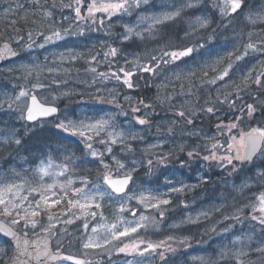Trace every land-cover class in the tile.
Masks as SVG:
<instances>
[{
  "label": "rangeland",
  "instance_id": "374dc122",
  "mask_svg": "<svg viewBox=\"0 0 264 264\" xmlns=\"http://www.w3.org/2000/svg\"><path fill=\"white\" fill-rule=\"evenodd\" d=\"M209 1L211 11L205 15L193 16L190 13L192 8H184L180 16L153 25L149 30L152 20L142 18L174 11L185 0H147V3H142L139 8L116 13L111 17L98 13L95 23L90 19L78 20L73 8L60 6L61 3H71V0H55L57 4L55 8L51 7L53 0H47L46 6L53 13L50 18L42 16L34 0H0V11L3 9L5 20L18 16L32 24L23 35L13 31L14 40L8 39L17 49L25 53L23 58L0 68V182L22 184L21 195L27 196L29 201L35 203L40 196L30 193L29 187H38L41 183L53 184L55 181L52 191L57 195L52 198L64 197L61 204L51 210L56 215L67 209L68 200L73 198L72 188L85 187L81 183L82 179H87L89 182L86 187L100 185V190L104 191L107 188L103 183L105 169L98 160L96 163L101 167L100 175H95L98 167L91 162L88 165L94 169L92 175L90 171L79 175L75 172L77 170H72L73 167L68 166L64 175L46 176L41 182L34 169L41 161L47 163L49 158L53 162V172L60 171L56 165H63L59 157H54L49 148L52 142L56 143V138L48 136L44 138L45 134L54 133L49 130L51 127L73 138L74 141L82 140L79 136L63 132L56 125L62 120H84L89 123L93 118H99L107 113L112 116L115 131L135 134L137 139L133 140L129 137L123 144L112 145V153H105V162L115 169L116 166L112 161V156H115L127 168H135L132 172L135 180L128 190L129 195L139 196L143 193L146 196L169 200L168 204L161 205L159 209L145 207L135 198L128 200L125 207L135 210L136 215L133 216L130 210L122 213L118 211L120 207L118 200L108 196L103 199L97 198V203L101 207L92 209L97 213L95 217L76 219L65 215L59 222L55 219L52 221L56 225L52 229L55 235H51L56 250L82 256L86 264H236L234 254L238 251L246 253L239 257L244 264H264V252L258 251L264 248V224H261L259 219H253L254 216L262 215L258 210H253V205L256 204L258 207L256 196L264 192V178L257 175L258 172L264 171V156H257L253 162L244 165L235 162L233 166L225 163L223 167L220 166L219 161L203 159L204 156L209 155L211 146L216 140L225 146L217 151V155L227 153L225 144L228 137L227 129L221 132L217 129V124L223 122L226 125V121L223 120L225 116L235 121L237 113L242 118L244 115L245 120L246 113H241L239 109L246 104V96L250 95L251 88H254V91L261 90L253 85L249 90L241 92L235 108H232L229 103H213L218 90L220 98L223 99L226 92L233 91L231 87L226 86L233 82L239 83L242 75L249 69H252L254 74L264 72V52L249 50V54L240 61L234 59L235 55L245 51L244 45L264 40V22L258 21L253 25L245 18L249 11L264 12V0H244L243 10L227 18L221 17L218 10L213 8L215 0ZM40 2L43 4L45 0ZM190 2L194 3L195 7L203 4V0H190ZM82 7L84 9L82 15L86 16L87 5L84 4ZM6 9L8 11H5ZM216 14L225 21L226 29L218 34H205L204 28L215 22ZM197 17L206 18L209 24L201 27ZM101 19L104 20L102 25L98 22ZM32 20L36 27H33ZM182 23L187 24L183 26L184 29L179 28ZM169 24L174 25L172 31L168 29ZM125 26L133 27V34H130L127 40L123 39L124 35H128L125 32ZM8 28L5 21L0 27V41L3 40L2 34L11 30ZM56 29H68L69 32L77 34L67 35L62 41L44 43L43 36L49 35ZM81 30H83L82 34ZM136 32H140L141 36H136ZM29 33H32V36L28 41ZM249 33L252 35L249 36ZM28 44L32 47H26ZM41 44L44 46L40 47ZM199 45L204 47L200 48ZM110 47L118 49L115 57H105L104 54ZM185 47H196V51L190 57H183L167 64L159 63L156 66L155 74H152L154 92L156 96H162L168 102L183 101L191 110L189 112L194 113L191 106L192 100L189 99L195 93L196 87L205 85L211 101L205 103L203 107H214L216 111L214 113L203 111V116L212 118L215 123L213 126L209 124V120L204 125L193 124L197 123L195 118L190 125L184 122V128L179 130L178 119L172 115L158 116L153 119V115L142 106L139 113H130L124 107V104L135 107V105L132 106L136 103L134 96L126 91L130 89L122 81H117L110 75L108 79H102L89 70L95 68L97 73L110 74L111 71L118 69L114 67L118 64L136 74L138 70L133 66L134 64L146 65L151 57H159L162 50L178 51ZM69 51L72 54H79L77 59L72 60L68 57ZM229 52L234 54L231 58L233 68L229 76L223 81H217L216 84L207 83L206 80L211 79L214 73L209 72V76L205 78L202 75L204 63L222 58L217 67H226L229 63L227 55ZM61 53H65L63 59ZM92 57H96V60H92ZM126 61L129 63L126 64ZM32 65H39L40 69L32 70L30 67ZM49 68L53 71L49 72ZM54 80L58 83H53ZM202 81L205 82L202 83ZM36 84H42L44 87L34 88L33 85ZM22 91L27 92L28 95L20 96L17 100L16 97ZM34 94L38 95L44 103L58 105L61 113L50 121L36 122L37 124L32 127H27L24 116L27 113L28 99ZM113 96L116 97L117 102L108 103L107 101ZM125 97L129 99L125 100ZM259 99L264 100V96ZM114 105L122 106V108H112ZM173 106L179 108L180 105L173 104ZM259 106L262 109L253 122L254 126H257L258 122L264 124V106L260 104ZM237 108L238 111L234 113L233 110ZM226 109L229 110V114L225 111ZM136 116L146 118L149 124L139 125L136 122ZM245 122L244 127H238L237 121L240 131L246 132L253 127L251 117H248V122L246 120ZM170 127L171 133H169ZM237 127L232 129L231 134L239 137ZM108 131L113 129L110 128ZM13 132L15 136H12ZM38 133L41 134L40 139H38ZM22 135L27 139L37 137L33 138L30 145H22ZM15 139H20L21 143L16 144ZM99 139H106V135L101 134ZM82 143L84 145L83 141ZM89 143H93L97 150L105 151L106 146L101 145L97 138L94 137ZM123 145L126 146L123 147ZM128 145H131V148L134 146L137 150L133 152L132 148V151H127ZM150 145H156V147L150 148ZM53 149L55 152L62 150L63 154L66 151V144L58 147L56 143ZM157 149L164 152L173 151V154L181 155V159L176 163L166 160L163 165L157 164L155 156L152 157V153ZM193 149L198 155L190 158L187 153ZM24 150H30V152L26 153ZM4 158H6L5 161ZM149 159L154 161L151 172L147 164ZM133 161L137 163L133 164ZM181 162L184 164L183 167ZM211 168L218 170L216 177L212 176ZM226 170L232 172L230 176H227ZM123 174L122 172L121 175ZM69 180L72 183L68 186V194L65 196V191L60 186L68 185ZM182 185L185 186L183 191H169L171 188H180ZM108 191L111 190L108 189ZM46 194L51 197V192ZM22 207H28V201H25ZM73 211L79 213L78 209ZM141 216L147 217V220L142 221ZM70 218L74 220L73 223H63ZM38 219L41 226L49 223L47 214ZM129 222H132L131 226L139 223L142 227L126 237L110 240L108 244L100 248L83 247L90 238L103 244L104 231L99 230L93 233L94 227L117 224L118 230L123 231L125 227L130 226ZM85 223L88 224L87 229L84 227ZM27 232L29 235L44 233L40 231V228L34 231L27 229ZM237 237L240 238L238 241ZM161 241L164 244L156 251H144L147 244H159ZM133 244L138 245L135 250H131ZM126 245L129 246V251H118ZM165 248H171L173 251H165ZM0 249H3L0 251V260H6L11 253V244L2 237H0ZM222 250L227 253L223 258L220 255ZM161 252L164 254L163 259L160 257ZM55 264L74 263L66 260Z\"/></svg>",
  "mask_w": 264,
  "mask_h": 264
},
{
  "label": "snow or ice",
  "instance_id": "6c2138e0",
  "mask_svg": "<svg viewBox=\"0 0 264 264\" xmlns=\"http://www.w3.org/2000/svg\"><path fill=\"white\" fill-rule=\"evenodd\" d=\"M142 3H147V0H71L69 4L61 3L62 7H70L73 8L75 12V16L78 20L90 19L94 23L96 21V16L98 13L106 14L108 17L113 16L116 13L120 12H129L133 8H139ZM34 4L38 11L42 12V16L44 18H50L53 13L46 6L47 0L43 4H41L40 0H34ZM87 5V13L86 16L82 15L84 11L82 5ZM244 0H215V3L212 5L213 8L218 10L221 17H231L234 14H238L243 10ZM57 6L55 0H53L52 8ZM195 4L190 2V0H185V2L181 3L179 7H176L174 11L163 12L157 16L142 18V19H151L152 25L149 26V30L153 25L163 23L164 21L173 20L176 17L180 16L181 12L184 8H193ZM5 11H8L7 9ZM245 18L255 25L258 21L264 22V12H257L246 14ZM101 25L104 23V20L101 19L98 21ZM197 22L201 27H206L209 24V21L206 18L197 17ZM81 30V34H82ZM125 32L128 35H124L123 39H129L130 34H133V27L125 26ZM39 34V33H38ZM75 32H69L68 29H56L51 31L49 35H44L43 40L44 43H52L55 41L64 40L67 35H76ZM136 36H141L140 32L135 33ZM252 34L249 33V36ZM32 33H29V39H31ZM22 42V41H21ZM259 44V46H258ZM44 45L41 44L40 47ZM26 47H32L31 44L26 45ZM198 47L203 48L204 45H199ZM245 51L240 55H235V61H240L244 56L249 54V50L252 52H264V40L259 41L258 43H248L244 45ZM196 51V47H185L182 50H172V51H161V55L159 57L153 56L151 60L146 65H138L134 64L133 66L137 68L138 71L143 73H152L155 74L154 68L159 65V63L167 64L170 61H176L183 57H190L193 52ZM118 54V49L114 47H110L107 52H105V57L112 56L115 57ZM17 53L13 51L8 43H5L3 47H0V59L5 58L6 56H15ZM68 57L72 60L77 59L79 54H72L71 51L67 53ZM229 63L226 67L218 68L217 66L221 63V59L213 60L211 62H205L203 65L202 75L207 78L209 76V72L214 73L211 79H207L206 82L210 84H216L217 81H223L226 77L229 76L230 70L233 68L232 57L233 53L229 52L228 54ZM65 57V53H61V58ZM92 60H96V57H92ZM126 64L129 62L126 61ZM32 70H39V65L30 66ZM91 72L96 73L102 79H108L109 75L111 78L116 79L117 81H122L124 85L128 88L133 87L132 76L133 72L129 71L125 67H119L116 71H111L109 73L100 72L97 73L95 68L89 69ZM49 72H52L53 69L49 68ZM194 74V73H193ZM205 81H202V83ZM53 83H58V81H53ZM253 85H255L258 89H264V72H260L258 74H254L252 69L246 74H243L240 82H233L231 85H227L226 87H231L233 91L226 92L223 95V99L220 98L219 90L216 97V100L213 103H229L232 108H235L236 101L240 99V93L249 90ZM33 87L42 88L44 85L36 84ZM66 94V93H65ZM28 93L22 91L19 96L16 97L18 100L20 96H27ZM235 96V99L233 97ZM55 99V97H53ZM128 97H125V100H128ZM170 99V98H169ZM103 100V97H101ZM108 103H116V97L113 96L111 100L107 101ZM210 101H206L205 103H209ZM144 109H148L151 107L150 104H145L143 100H139L137 102ZM256 103H259L261 106H264V100H260L259 97H255L254 103L245 104L243 107L239 109L241 113H246L248 117H253V114L257 111ZM11 108L12 105L10 104ZM58 109L54 106H45L41 104L35 95L31 97V103L27 106V114L24 117L28 121H34L37 117L49 116L53 113H56ZM200 111H206L207 113H214L216 109L214 107H205L200 109ZM133 113H139L140 107H133ZM178 118H186L187 124L193 123V118L195 113H191L189 111H178L176 113ZM241 116H236L235 121H241ZM136 122L139 125H148L149 121L146 118H142L140 116H136ZM58 129H62L65 133H70L73 136H79L82 138L84 142L85 149L90 153V155L94 158V160H98L102 167L105 169L103 174V183L107 186L104 191L100 190V185H93L91 188L86 187L89 183L87 179H82L81 183L85 185V187L80 188H72L71 194L72 199L68 200V207L64 212H61L59 215H56L51 210L56 206L60 205L64 197L60 199H55L57 194L52 191L55 187V181L53 184L44 185L40 184L38 187H29L28 191L30 193H36L40 196L39 200H36L35 203L29 201L27 196L21 195V189L23 188L22 184H15L11 182H0V216L6 218L11 226H19L22 225L21 231L24 232L23 237L19 234V231L14 230L13 227H9L7 224L0 222V232L4 233L5 236L9 237V243L14 246L16 255L12 258V264H48L49 261L55 260H67L73 261L74 264H86L85 261L80 260L74 256L68 255H53L48 247V237L51 235H55L52 232V229L55 228V224L52 221L55 219L58 222L62 216H70L75 217L76 219H80L81 217L92 216L95 217L97 213L92 211L93 208H100L101 205L97 203V198L103 199L105 196L116 199L120 202V207L118 209L119 212H124L126 210L132 211L133 216L136 215L134 209H126L125 205L128 200L136 199L139 204H143L145 207H150L153 209H159L161 205H166L169 203L167 199H160L156 196L144 195L141 193L139 196L135 194L129 195L128 191L130 182L133 180L132 172L135 171V168H127V166L120 162L115 156H112V161L115 164V169L105 162V153L111 154L113 149L112 145L117 143L123 144L126 138H131L133 140L137 139L135 134L125 133L124 131H115V125L112 124V116L110 114L101 115L99 118H93L91 122L86 123L84 120L80 121H60L56 125ZM217 129L223 132L227 129V135L230 138V142L226 144V155H217V151L225 147L221 145L218 140L214 142L211 146V150L209 151V155L204 156V160H214L219 161L220 166L223 167L226 163L229 166H233L235 162H238L240 165H244L246 163H251L257 156H264V124L261 122L257 123V126L251 127L246 132H241L239 137L232 135V129L237 127L236 122H229V124L225 125L223 122L217 124ZM113 129V131H108V129ZM172 128H169V133H171ZM101 134L106 135V139H99ZM15 132L12 133V136H15ZM97 138L98 142L101 145H105V151L101 152L94 148L93 143H89V141H93V139ZM16 144H20V139H15ZM150 148L156 147V145H150ZM127 151H132L131 145L127 146ZM181 150H183V146H181ZM188 157H193L194 155H198L195 149L189 151L187 153ZM168 159L167 155H161L156 158V163L163 165L165 161ZM136 164V161L132 162ZM154 161L149 159L147 161L149 171H152ZM181 166L184 164L181 162ZM57 168L60 169L59 172H53V162L51 158H49L48 162L45 163L41 161V163L34 169L35 173L39 176L41 182L46 176H61L64 175L67 170V164L56 165ZM235 171V167L233 168ZM124 173L121 175V173ZM18 175V174H17ZM258 176L264 178V171H260L257 173ZM71 181H68V185H61V189L65 191V196H67V188L71 185ZM185 186H181L180 188H171L169 191L171 192H179L183 191ZM110 189L111 191H108ZM51 192V197L46 193ZM127 197V199H124ZM19 201V202H17ZM25 201H28V207H22ZM153 201H155L153 203ZM256 201L258 202V207L256 204L253 205V210H258L262 215L257 217L254 216L253 219H259L261 224H264V192H261L256 196ZM74 209H78L79 213L73 211ZM219 211V209H217ZM47 214V218L49 223L46 226H41L40 220L38 219L42 215ZM163 215V213H161ZM140 219L142 221L147 220V217L141 216ZM73 219L64 220L63 223L71 224L73 223ZM132 222H129V227H125L123 231L118 230L117 224L112 225H100L98 227H94L92 229L93 233H97L99 230H103L105 233V238H103V244H101L98 240L89 239L87 243L83 245L84 248H100L103 245H106L110 242V240H116L121 237H126L130 233L137 232V229L142 227L141 224L136 223L135 226H131ZM85 229H87L88 224L85 223ZM37 228H40L41 232L46 233L47 235L39 240L31 241L27 239L28 236L27 229H32L33 231ZM171 239V237L169 238ZM240 238L237 237L238 241ZM143 243V241H141ZM164 244L161 241L159 244H147V247L144 249L145 252L151 250L156 251L158 247ZM138 245L133 244L131 246V250H135ZM129 246H125L123 248H119L118 251L125 252L129 251ZM3 251V249H0ZM165 251H173L171 248H165ZM258 251L264 252V248L258 249ZM59 252V250H58ZM221 257L227 255L223 250L220 253ZM236 258V264H244V261L239 259V257L246 255L243 251H238L234 254ZM161 259L164 258L163 252L160 253Z\"/></svg>",
  "mask_w": 264,
  "mask_h": 264
},
{
  "label": "trees",
  "instance_id": "16d2710c",
  "mask_svg": "<svg viewBox=\"0 0 264 264\" xmlns=\"http://www.w3.org/2000/svg\"><path fill=\"white\" fill-rule=\"evenodd\" d=\"M4 13H3V9L0 11V27L3 26V24L6 23L8 24V29H11L8 32L3 31L4 34H2L1 38L4 39H13V31L16 33H19L21 35L24 34V32H27L26 30L28 28H31L32 24L27 23L26 19L20 17L18 18V16L15 17H11L10 19H6L3 17ZM33 21V20H32ZM11 26V28H10ZM168 29H171V31L174 28V25L169 24L167 25ZM33 27H36L35 22L33 21ZM7 29V30H8ZM1 30V29H0ZM21 31V32H18ZM14 40V39H13ZM28 41L29 36H28ZM15 43V41H13ZM18 42V41H17ZM124 45V44H123ZM126 46V45H124ZM116 63V62H114ZM114 67H120L118 66V64H115ZM156 68V67H155ZM154 68V72L156 71ZM132 83H133V87L129 88L130 90H126L127 93L132 94L134 97V100H136V103L133 104L132 106L135 105V107H141V105H139L137 102L139 100H143L145 104H150L151 107L148 108L147 110L153 115V119L155 117L158 116H164V115H172L174 117H176L178 120V126L180 125V128H178L179 130H182L184 128V122H186V118H178L176 113L178 111H191L190 109H188L187 104H185L183 101L182 102H174V101H166L164 100V98L162 96H156L155 92H154V88H153V81H152V73H143L138 71L136 74H133L132 78ZM125 91V90H123ZM125 91V92H126ZM257 95L259 96V98H261L262 96H264V89L261 90H256L254 91V88H251V92L250 95L246 96V104L248 103H254L255 102V97H257ZM192 100V105L193 109H194V113L195 116L193 119L197 118V123H193V124H199V125H204L206 123V121L209 120V124L211 126L215 125L214 120L208 119V118H204V112L200 111V109L204 108L203 105L205 104L206 101H211V96H208V91L206 90V86H199L195 88V93L191 95L190 99ZM173 104H178L180 105L179 108H175L173 106ZM245 105V104H244ZM122 108V106H112V108ZM124 107H126V109L130 112H132V108L133 107H128L124 104ZM256 107H257V111L253 114V117H251V125L254 127L253 122L255 121V118L257 117L258 112L262 109L259 106V103H256ZM109 109H111L110 107H108ZM228 114L230 113L229 110H225ZM237 109H234L233 112H237ZM203 116L202 120L199 121V119H201V117ZM239 116V114L237 113L235 115ZM223 120L226 121V125L229 124V122H233L234 120L228 119L227 116H225L223 118ZM248 122V117L246 116L245 119ZM245 120H244V115L242 118V121H238V127L239 126H243L245 125ZM48 121V120H47ZM43 122V121H40ZM45 122V121H44ZM235 122V121H234ZM26 123V122H25ZM39 123V122H38ZM237 123V121H236ZM37 124V123H35ZM35 124H28L26 123L25 125L27 127H32ZM190 125V124H188ZM237 127V130L239 131V135L241 132H243L244 130L240 131L239 128ZM242 127V128H243ZM210 128V127H209ZM212 129V128H211ZM49 130H52L54 133H49V134H45L44 138H46V136L48 137H53L56 138V143L58 145V147H61L62 145L66 144V151H64V153L62 154V150H59L58 152H55V150L53 149V147L56 145V143H51L49 148L50 151L53 153L54 157H59V161L62 164H67V166H72L73 168H71L72 170H77L75 172H77L79 175L83 174V173H87V171H90L91 175L94 172V169H92L88 163H93L94 166H97L98 168L95 171V175L98 174L100 175L101 172L99 171V169L101 168L100 165L98 163H96V160L91 159L92 157L90 156V154L88 153V151L85 149V146L82 143L81 139H78L77 141H74L73 138H69L67 137L66 134L61 133L60 131H57L54 127H51ZM42 133V132H39ZM38 133V139H40V135ZM23 137V141H22V145H30L34 136L31 138H26L24 135H22ZM37 136H35L36 138ZM65 137V139H64ZM34 138V139H35ZM64 142V143H63ZM228 142H230V138L227 137L225 144H227ZM126 145H123V147H125ZM73 151H72V149ZM133 152H135L137 149L133 146ZM52 149V150H51ZM26 153H29L30 150H24ZM173 151H169V152H164V151H160L159 149L155 150L154 153H152V157L155 156V158L161 156V155H167L168 159L167 161L172 162V163H176L177 161H179L181 159V155H175L172 153ZM227 153H225L226 155ZM63 156L65 157L63 159ZM109 159V158H108ZM6 160V158H4V161ZM110 160V159H109ZM192 161V160H190ZM238 163V162H237ZM227 165V164H226ZM212 170V176L216 177V173H218L217 169L211 168ZM230 170V169H229ZM227 172V176H230L231 173ZM72 176V174H70ZM90 175V176H91ZM213 179V178H212ZM191 194H195L194 192H191ZM180 205V204H179ZM4 218V217H3ZM7 220V219H6ZM8 221V220H7ZM16 227V226H15ZM17 228V227H16ZM19 230L22 229L21 226H19L18 228ZM4 260H0V263L3 262Z\"/></svg>",
  "mask_w": 264,
  "mask_h": 264
},
{
  "label": "water",
  "instance_id": "95a60500",
  "mask_svg": "<svg viewBox=\"0 0 264 264\" xmlns=\"http://www.w3.org/2000/svg\"><path fill=\"white\" fill-rule=\"evenodd\" d=\"M5 43H8V44L10 45V47L13 49V51H15V52L17 53V55H15V56H6L5 58L0 59V68H1V66L4 65V64H7V63H10V62H13V61L19 60V59H21V58L24 56V52L21 51V50H19V49H17L16 46H14V45L12 44V42L9 41V40H3V41H0V47H3V45H4ZM34 95L37 97V100H38L41 104H44L45 106H54V107H56V108L58 109V111H57L56 113H53V114L49 115V116L37 117V119L34 120V121H28V120L25 119L26 122H28V123H34V122H36V121H38V120L50 119V118L56 117V116L59 114V106H58V105H56V104H48V103H44V102L39 98L38 95H36V94H34ZM32 96H33V95H31V96L29 97V99H28V105L31 103V97H32ZM26 114H27V113H26ZM26 114H25V117H26ZM132 176H133V175H132ZM131 183H132V181L130 182L129 186L131 185ZM127 190H128V189H127ZM127 190H126V191H127ZM0 222H2V223H4V224H7L9 227H13L14 230L19 231V230L16 229L14 226H11V225L9 224V222H7L5 219L0 218ZM19 234H20L22 237H23V235H24V233L21 232V231H19ZM46 235H47L46 233H40V234H37V235H28L26 238L29 239V240H31V241H36V240H39V239L44 238ZM0 236L3 237V238H5V239H7L8 241H9V239H10L9 237L5 236L4 233H2V232H0ZM11 246H12V251H11V254H10L9 258H8L6 261H4L3 263H1V264H12V258L16 255V253H15L14 246H13L12 244H11ZM48 247H49V250L52 252L53 255H57V254L64 255V256L71 255V256H74V257H76V258H78V259L84 261V258H83L82 256H78V255H75V254H72V253H67V252H64V251H59V252L56 251V250L54 249V247H53V240H52V237H51V236L48 237ZM58 261H61V260L49 261L48 264H54V263H56V262H58ZM70 262L74 263L73 261H70Z\"/></svg>",
  "mask_w": 264,
  "mask_h": 264
},
{
  "label": "flooded vegetation",
  "instance_id": "af4514ba",
  "mask_svg": "<svg viewBox=\"0 0 264 264\" xmlns=\"http://www.w3.org/2000/svg\"><path fill=\"white\" fill-rule=\"evenodd\" d=\"M209 2H210L209 0H203V4L201 6H196L192 8L190 10V13L193 16H196L198 14L205 15V13H209L211 11ZM214 19L215 22L210 24L208 27L204 28L203 31L205 32V34H218L226 29L225 21H223V19H221V17L218 14L214 15ZM185 25L187 24L185 23ZM185 25L182 23V26L181 27L178 26V27L184 29L183 26L185 27Z\"/></svg>",
  "mask_w": 264,
  "mask_h": 264
}]
</instances>
